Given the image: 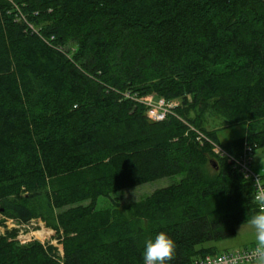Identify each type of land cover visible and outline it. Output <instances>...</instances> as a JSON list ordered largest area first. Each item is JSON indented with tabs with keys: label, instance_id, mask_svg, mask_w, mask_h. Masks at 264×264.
I'll return each instance as SVG.
<instances>
[{
	"label": "trees",
	"instance_id": "obj_1",
	"mask_svg": "<svg viewBox=\"0 0 264 264\" xmlns=\"http://www.w3.org/2000/svg\"><path fill=\"white\" fill-rule=\"evenodd\" d=\"M149 96L181 105L153 122ZM214 144L235 160L264 149V0H0V211L40 219L62 245L58 258L1 236L0 264H144L160 232L176 243L170 264L220 254L203 245L259 209Z\"/></svg>",
	"mask_w": 264,
	"mask_h": 264
},
{
	"label": "rangeland",
	"instance_id": "obj_2",
	"mask_svg": "<svg viewBox=\"0 0 264 264\" xmlns=\"http://www.w3.org/2000/svg\"><path fill=\"white\" fill-rule=\"evenodd\" d=\"M75 46L70 44L66 51L71 53L75 52ZM189 99V98H188ZM157 102V99H153ZM174 104L181 105L179 99L173 100ZM245 134V127L239 126L237 128L223 130L218 132V137L225 140L231 137H242ZM264 149L256 150L252 155L251 170L264 178ZM181 179L180 176H171L159 180L149 182L137 186L132 189H124L110 195V198H99L96 202L95 209L98 211H105L111 208V200L117 199L121 205L138 202L149 197L154 191L176 184ZM11 220L12 222L6 221ZM241 225L236 228L234 237L215 243H206L203 247L214 246L219 253L232 252L242 250L245 248H254L255 241L251 229L246 228L239 233ZM13 235L14 240L20 244H26L31 241H39L45 245H50L56 250V257L60 258L62 253L61 240L58 235L51 229L47 228L45 223L40 219H31L27 222H22L14 219L7 218L0 211V237L6 235Z\"/></svg>",
	"mask_w": 264,
	"mask_h": 264
},
{
	"label": "clouds",
	"instance_id": "obj_3",
	"mask_svg": "<svg viewBox=\"0 0 264 264\" xmlns=\"http://www.w3.org/2000/svg\"><path fill=\"white\" fill-rule=\"evenodd\" d=\"M264 165V161H261ZM245 179H250L245 175ZM255 191L253 199L258 206V212L241 225L239 233L246 228L251 229L254 235L255 247L247 257L249 264H264V178L259 175L253 184ZM176 243L166 233H158L154 239L146 241L143 253L144 264H170L175 260ZM242 257H225L224 264H241Z\"/></svg>",
	"mask_w": 264,
	"mask_h": 264
},
{
	"label": "built area",
	"instance_id": "obj_4",
	"mask_svg": "<svg viewBox=\"0 0 264 264\" xmlns=\"http://www.w3.org/2000/svg\"><path fill=\"white\" fill-rule=\"evenodd\" d=\"M153 99L154 98L152 96H149L138 100L148 108L146 112L147 118L153 122L163 121L166 118V116L170 113V110L178 106L174 104L175 101L166 102L163 99H159L157 100V102L156 101L154 102ZM212 148L215 155L219 157L227 158L230 161L235 162V166L242 173L244 179H245V175H247L250 178L246 180L250 182L254 194L255 188L253 184L255 183V179L258 175L255 174L250 168L252 163L251 149L248 146H245L243 155L238 160H235L231 158L218 145L214 144ZM6 221L12 222L9 219ZM40 243L43 244L42 242ZM252 249L253 248H245L242 250H237L232 252H223L216 255H207L204 256L203 258L196 259L192 264H224L225 257L231 258L233 256L242 257L243 259L241 261V264H249L247 257L250 255ZM60 256H62V253Z\"/></svg>",
	"mask_w": 264,
	"mask_h": 264
}]
</instances>
